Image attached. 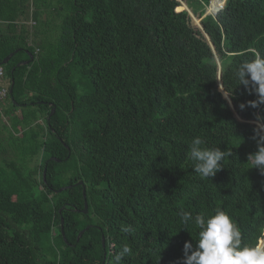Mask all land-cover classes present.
<instances>
[{
    "label": "trees",
    "instance_id": "obj_1",
    "mask_svg": "<svg viewBox=\"0 0 264 264\" xmlns=\"http://www.w3.org/2000/svg\"><path fill=\"white\" fill-rule=\"evenodd\" d=\"M209 1L0 0V60L14 52L0 65L13 81L0 104V264H101L104 251L112 264L124 244L122 264H182L198 234L182 210H225L243 243L264 238V174L247 162L264 105L241 110L256 95L233 76L264 55V0ZM208 4L223 6L204 15ZM196 136L232 152L212 178L187 158Z\"/></svg>",
    "mask_w": 264,
    "mask_h": 264
},
{
    "label": "clouds",
    "instance_id": "obj_2",
    "mask_svg": "<svg viewBox=\"0 0 264 264\" xmlns=\"http://www.w3.org/2000/svg\"><path fill=\"white\" fill-rule=\"evenodd\" d=\"M233 76L236 85H243L250 94L256 95V99L240 103L241 110L264 105V55L256 53L251 59L240 62ZM231 92L223 91L229 105ZM255 132L257 150L248 154L247 162L249 168H256L264 174V124H258ZM204 144L200 136L194 137L187 153L193 171L201 179L214 177L223 168L221 161L232 155L231 151L205 147ZM178 215L185 226L183 228L188 229V225H193L198 230L195 243L191 240L184 242L182 264H264V244L243 243L240 228L225 210L218 208L208 216H193L191 212L182 210ZM122 230L130 231L127 227ZM131 254L132 248L128 244L122 245L112 258V264H122L123 258Z\"/></svg>",
    "mask_w": 264,
    "mask_h": 264
},
{
    "label": "water",
    "instance_id": "obj_3",
    "mask_svg": "<svg viewBox=\"0 0 264 264\" xmlns=\"http://www.w3.org/2000/svg\"><path fill=\"white\" fill-rule=\"evenodd\" d=\"M210 1H211V0H210ZM210 1H209V3H210ZM223 4H224V3H223ZM223 4L221 5V7L223 6ZM221 7H220V8H221ZM220 8H219V9H220ZM219 9H218V10H219ZM218 10H217V11H218ZM217 11L211 13V12L208 11V9L206 8L204 15H205V14H212V15H215ZM13 53H14V52L9 53V54H8L7 56H5L2 60H0V65L6 63V62L9 60V58L13 55ZM27 53H28L29 58L26 59V60H23V61L18 62L17 65L27 64V63L32 59V57H33L32 53L29 52V51H27ZM217 79H218V83H219L220 88H221V83H220V72H219V71H218ZM12 86H13V81H11V84H10V87H9V90H8L9 93L12 92ZM53 112H54V106L52 107V109H51V111H50L48 117L51 116ZM65 146L68 148L67 145H65ZM52 158H53L54 160H59V159L54 158V157H52ZM42 176H43V180H45V169H44L43 172H42ZM75 184H81V185H82V193H83V198H84V207H83L82 210H79V211L87 212V201H86V198H85V187H84V185H83V183H82L81 180L78 181V182H76ZM69 186H70V185H66V186H64V187L59 188L58 190H62L63 188H65V187H69ZM60 227H61V232H62V235H63V219H62V218L60 219ZM88 227H89V225H87V226H85L83 229H81V230L78 232L77 237H79V236L82 234V232H83L85 229H87ZM104 239H105V238H104V236L102 235V236H101V241H102V246H103V248H104ZM105 257H106V251L103 252V262H102L101 264H104V259H105Z\"/></svg>",
    "mask_w": 264,
    "mask_h": 264
},
{
    "label": "rangeland",
    "instance_id": "obj_4",
    "mask_svg": "<svg viewBox=\"0 0 264 264\" xmlns=\"http://www.w3.org/2000/svg\"><path fill=\"white\" fill-rule=\"evenodd\" d=\"M207 9H208V11L211 12L210 5H209V4H208V6H207ZM30 16L32 17V8L29 9V14L27 15V18H25V21H24V23H25L27 26H29V27H30V25L32 24V21H30V18H29ZM193 20H194L195 24L198 22L197 19H194V18H193ZM3 83H4V79H3L2 81H0V85H3ZM0 106H1V105H0ZM0 118H1V121H4V122L7 124V118H6V117H2V116H0ZM0 129H1V132L3 133V135H6L5 129H3L2 127H0ZM8 153H9V155L11 154L10 151H9ZM9 155L5 153V154H3V156H2L1 158H7ZM38 159H39V156H36V157L30 162V165L36 163V162L38 161ZM85 159H86V158H85ZM21 227H25V226L23 225V226H21ZM259 244H264V238H263L262 240H260Z\"/></svg>",
    "mask_w": 264,
    "mask_h": 264
},
{
    "label": "built area",
    "instance_id": "obj_5",
    "mask_svg": "<svg viewBox=\"0 0 264 264\" xmlns=\"http://www.w3.org/2000/svg\"><path fill=\"white\" fill-rule=\"evenodd\" d=\"M4 76V70L3 68L0 66V78ZM8 94V88L6 86L0 85V104L5 102V98ZM1 108V106H0Z\"/></svg>",
    "mask_w": 264,
    "mask_h": 264
},
{
    "label": "crops",
    "instance_id": "obj_6",
    "mask_svg": "<svg viewBox=\"0 0 264 264\" xmlns=\"http://www.w3.org/2000/svg\"><path fill=\"white\" fill-rule=\"evenodd\" d=\"M29 18H30V21L34 22L31 16Z\"/></svg>",
    "mask_w": 264,
    "mask_h": 264
}]
</instances>
